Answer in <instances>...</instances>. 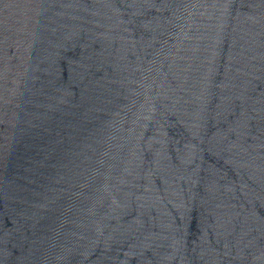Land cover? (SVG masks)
Returning a JSON list of instances; mask_svg holds the SVG:
<instances>
[{
  "label": "water",
  "instance_id": "water-1",
  "mask_svg": "<svg viewBox=\"0 0 264 264\" xmlns=\"http://www.w3.org/2000/svg\"><path fill=\"white\" fill-rule=\"evenodd\" d=\"M0 264H264V0H0Z\"/></svg>",
  "mask_w": 264,
  "mask_h": 264
}]
</instances>
